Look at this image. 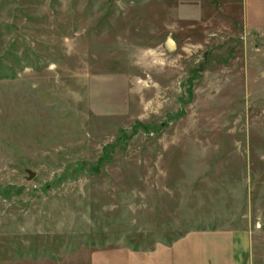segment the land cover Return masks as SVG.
Masks as SVG:
<instances>
[{
  "label": "rangeland",
  "instance_id": "374dc122",
  "mask_svg": "<svg viewBox=\"0 0 264 264\" xmlns=\"http://www.w3.org/2000/svg\"><path fill=\"white\" fill-rule=\"evenodd\" d=\"M0 264H264V0H0Z\"/></svg>",
  "mask_w": 264,
  "mask_h": 264
},
{
  "label": "water",
  "instance_id": "95a60500",
  "mask_svg": "<svg viewBox=\"0 0 264 264\" xmlns=\"http://www.w3.org/2000/svg\"><path fill=\"white\" fill-rule=\"evenodd\" d=\"M167 45L169 48H173V46H174V44L171 40L167 41ZM28 174H29V179H31L34 176V174L32 172H28Z\"/></svg>",
  "mask_w": 264,
  "mask_h": 264
}]
</instances>
